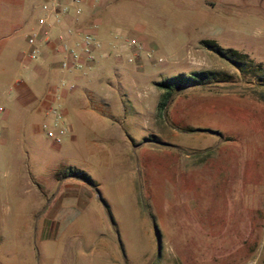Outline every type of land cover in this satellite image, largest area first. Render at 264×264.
I'll use <instances>...</instances> for the list:
<instances>
[{"label":"rangeland","instance_id":"obj_1","mask_svg":"<svg viewBox=\"0 0 264 264\" xmlns=\"http://www.w3.org/2000/svg\"><path fill=\"white\" fill-rule=\"evenodd\" d=\"M149 9L131 14L150 20ZM159 12L158 38L176 49L142 48L132 61L117 50L123 73L93 79L98 93L124 89L113 119H75L57 145L23 128L17 145L0 146L23 160L0 162V264H75L78 249L93 264H264V0H162ZM204 40L245 54L249 68ZM6 52L0 64L11 75ZM203 70L231 79L169 96L156 85ZM61 167L95 187L57 181Z\"/></svg>","mask_w":264,"mask_h":264},{"label":"crops","instance_id":"obj_2","mask_svg":"<svg viewBox=\"0 0 264 264\" xmlns=\"http://www.w3.org/2000/svg\"><path fill=\"white\" fill-rule=\"evenodd\" d=\"M161 1L84 0L80 12L70 8L69 15L65 18L60 19L59 16L58 21L50 18L48 31L44 34L37 23V19L44 14L38 7L39 0H0V62L8 51L6 58H9V66L12 68L9 75L6 74L7 65L0 64V82H3L0 83V98L6 102L0 105V146L17 145L23 128H29L33 132L42 131V124L49 120L48 109L52 104L61 106L67 127L70 128L75 119L83 126H90L94 112H97L96 118L101 113L113 119L110 110L112 100L116 93L123 95L124 89L119 84L116 91L104 85L103 92L98 93L93 79L97 76L107 77L110 68L117 75L121 73L123 62L113 58L112 54L119 51V46L128 39L137 40L144 49H176L168 47V43L160 42L158 33L162 30L154 26L158 23L154 18L161 8ZM133 6H148V9L151 6L150 20L138 17V12L132 15ZM35 8L38 9L37 13ZM84 30L92 33L100 44L94 53V62L80 70L62 69L60 61L66 55L52 53L58 37L62 32L69 31L65 43L78 42ZM32 34H36L35 46L40 51V57L24 64L22 54L29 48L26 38ZM17 35L22 36V45L17 46L12 42ZM68 84H73L74 88L70 90ZM74 137L71 135L72 139ZM19 160L16 153L2 155L0 152V162ZM14 167L10 172L15 175L21 167L19 168L18 163ZM65 168L55 171V177L59 170ZM56 180L58 181L57 177ZM65 185L69 189L72 186L71 183ZM46 220L42 221L43 229L47 225ZM76 253L75 264H93V258H86V253L81 249Z\"/></svg>","mask_w":264,"mask_h":264},{"label":"built area","instance_id":"obj_3","mask_svg":"<svg viewBox=\"0 0 264 264\" xmlns=\"http://www.w3.org/2000/svg\"><path fill=\"white\" fill-rule=\"evenodd\" d=\"M38 7L44 12L42 16L37 19L38 26L46 34L49 26V19L55 18L57 21L69 15L70 8H74L76 12L81 11V4L84 0H39ZM69 31H64L57 39V43L52 49V53L58 55L64 53L65 59L60 61V66L64 70H80L83 67L90 65L94 62V53L99 47V42L95 36L88 30L81 32V38L78 42L65 43L68 37L66 34ZM36 34L27 36L26 41L28 50L22 54L23 63L27 64L35 61L40 57V51L35 46ZM132 52V57L128 56V61L137 59L141 55L142 46L137 43L135 39H128L126 42L119 46V52L127 53ZM148 58L150 53L145 54ZM162 61L158 59V63ZM67 87L72 90L73 84H68ZM49 120L42 124L47 137L53 139L57 144L62 142L63 135L68 131L67 123L65 121L62 108L59 104H52L48 109ZM64 124V125H62ZM57 130L59 132L57 133Z\"/></svg>","mask_w":264,"mask_h":264},{"label":"trees","instance_id":"obj_4","mask_svg":"<svg viewBox=\"0 0 264 264\" xmlns=\"http://www.w3.org/2000/svg\"><path fill=\"white\" fill-rule=\"evenodd\" d=\"M202 43L210 47L222 59L230 62L239 71H241L244 67L249 68V64L245 61V58L247 57L245 54L239 53L233 49H223L220 46H218L216 43L209 40H204ZM230 79L231 76L227 74L210 71V70H203V71L193 72L189 75L179 74L171 78L162 80L158 82L156 85L158 88L166 90L169 96L171 95V92L174 89H177L179 87L203 86V87L214 88L219 83L229 82ZM262 87L264 88V85H262ZM260 95H261L260 99L264 101V92H262ZM56 177L58 180L73 178L85 182L91 187H95L90 176L81 170L72 169V168L61 169L56 173ZM150 218L152 219V217Z\"/></svg>","mask_w":264,"mask_h":264},{"label":"water","instance_id":"obj_5","mask_svg":"<svg viewBox=\"0 0 264 264\" xmlns=\"http://www.w3.org/2000/svg\"><path fill=\"white\" fill-rule=\"evenodd\" d=\"M208 132L215 134V132H212V131H208ZM155 236H156L157 250L159 252L160 251V246H161V244H160L161 238H160L159 231H158V229L156 227H155Z\"/></svg>","mask_w":264,"mask_h":264}]
</instances>
